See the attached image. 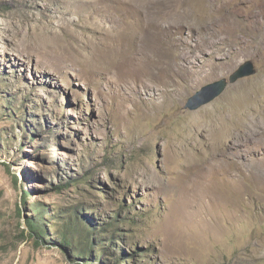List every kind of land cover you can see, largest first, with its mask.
<instances>
[{
    "label": "rangeland",
    "instance_id": "1",
    "mask_svg": "<svg viewBox=\"0 0 264 264\" xmlns=\"http://www.w3.org/2000/svg\"><path fill=\"white\" fill-rule=\"evenodd\" d=\"M258 11L264 0H0V264H264ZM233 17L246 36L214 31ZM248 60L257 74L186 108Z\"/></svg>",
    "mask_w": 264,
    "mask_h": 264
},
{
    "label": "bare ground",
    "instance_id": "2",
    "mask_svg": "<svg viewBox=\"0 0 264 264\" xmlns=\"http://www.w3.org/2000/svg\"><path fill=\"white\" fill-rule=\"evenodd\" d=\"M160 15V11L157 10V17ZM154 17L153 15H151V18ZM221 15L218 16L217 20H221L220 19ZM227 17V16H226ZM225 17V18H226ZM260 18H263L264 17L262 16V12L258 11L257 13V16L256 17H253L251 18V16L246 20V22L248 23L249 26H253L254 24H258V19ZM156 18V17H154ZM169 18V17H168ZM144 20V23L141 24L139 26V29H141V32L140 33V36L141 38H145L146 37V28H148L149 26H147V23H146V18H143ZM226 22H221L220 23V28L218 29H215L214 31L216 30H221L223 31L224 33H226L227 35L231 36V37H238L239 35H245L248 31L247 30H244V29H241L238 25V21L236 18H232V19H229V22H227V24H225ZM167 25V24H166ZM211 25V24H210ZM172 27V26H171ZM170 27V28H171ZM129 29V28H128ZM250 29H253V27H250ZM145 31V33L143 34V32ZM213 31V33H214ZM212 33V34H213ZM248 34V33H247ZM253 35V34H251ZM246 36V35H245ZM52 38V37H51ZM55 38V37H54ZM255 39V38H254ZM135 40V39H134ZM54 40L51 42L53 43ZM69 50H68V49ZM67 48L65 47V45H51V46H48L45 48V52L48 54V55H52V56H55V57H61L62 59L65 60V62H72L73 64H76L77 63V57L75 58L72 54V47L69 45L67 46ZM39 50L42 52V48L40 47ZM85 63L90 66L91 68H93L95 70V72H97L98 74H103L105 71L103 70V68H105L104 66H106V63H105V59L103 57L100 58V56H94L93 58L91 59H86L85 60ZM172 66L176 67V61H172ZM107 67V66H106ZM202 126V125H201Z\"/></svg>",
    "mask_w": 264,
    "mask_h": 264
},
{
    "label": "water",
    "instance_id": "3",
    "mask_svg": "<svg viewBox=\"0 0 264 264\" xmlns=\"http://www.w3.org/2000/svg\"><path fill=\"white\" fill-rule=\"evenodd\" d=\"M257 71L256 65L252 60L246 61L245 63L241 64L233 74H231L229 80L227 78H223L204 86L189 99L188 103L186 104V108L192 110L200 108L201 106L219 97L226 90L230 83H235L239 81V79L253 76L257 74ZM202 95H206V97L204 99H200Z\"/></svg>",
    "mask_w": 264,
    "mask_h": 264
},
{
    "label": "trees",
    "instance_id": "4",
    "mask_svg": "<svg viewBox=\"0 0 264 264\" xmlns=\"http://www.w3.org/2000/svg\"><path fill=\"white\" fill-rule=\"evenodd\" d=\"M50 222V221H49ZM27 224L29 226V228L31 229V231H33L35 234H38L40 237H47V229L45 227V223L43 222H40L38 219H36L35 217H31L28 221H27ZM109 224H106L105 226H102L104 230H108L109 228ZM69 237L67 236V234H65L64 238L62 239L63 241H65V243H68ZM89 243H90V240H89ZM88 243V244H89ZM91 245V248L94 246L93 243H90ZM105 248V253L104 254H107L109 255L110 254V251L111 249L106 246L104 247ZM92 251V250H91Z\"/></svg>",
    "mask_w": 264,
    "mask_h": 264
}]
</instances>
